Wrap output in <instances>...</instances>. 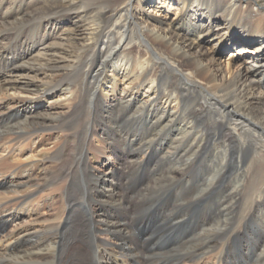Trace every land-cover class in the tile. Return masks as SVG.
Returning <instances> with one entry per match:
<instances>
[{
  "label": "bare ground",
  "instance_id": "obj_1",
  "mask_svg": "<svg viewBox=\"0 0 264 264\" xmlns=\"http://www.w3.org/2000/svg\"><path fill=\"white\" fill-rule=\"evenodd\" d=\"M42 2L46 5L39 8ZM146 2L0 0V100L22 90L26 93L15 96L18 100L38 102L54 83L39 77L40 84H19L15 72L37 76L66 66L89 80L91 98L86 120L64 123L72 134L84 131V136L75 156L61 162V172L32 184L0 179L6 188L0 193V232L8 221H19L0 240V264H264V109H256L264 102V0H154L147 11L152 22L148 14L145 19L134 14ZM174 4L176 17L166 20ZM47 15L60 22L42 21ZM65 42L74 46L73 56ZM157 43L171 55L156 51ZM219 44L237 45L251 55L225 67ZM124 79L136 90L118 93ZM56 85L65 86V99L75 96L71 82ZM106 86V94L98 93ZM12 101L14 107L17 100ZM106 110L114 120L103 145L118 150L115 160L129 159L127 168L141 172L146 185H135L146 181L140 178L125 182L129 176L120 184L116 171L100 176L84 170L83 200L65 191L67 206H76L72 215L64 217L59 208L56 221L52 213L32 221L18 212L6 215L2 204L13 193L24 205L34 191L56 186L59 176L68 175V190L74 188L73 178L96 157L92 150H99L83 145ZM24 111L0 112V130L6 128L18 144L63 120L48 110ZM214 111L221 120L210 128L205 119ZM58 154L62 151L53 158ZM93 182L103 189L100 198L93 194ZM128 191L136 192L133 206L126 204ZM98 202L105 204L94 208ZM154 205L161 210L151 212ZM255 227L263 239L250 237Z\"/></svg>",
  "mask_w": 264,
  "mask_h": 264
},
{
  "label": "rangeland",
  "instance_id": "obj_2",
  "mask_svg": "<svg viewBox=\"0 0 264 264\" xmlns=\"http://www.w3.org/2000/svg\"><path fill=\"white\" fill-rule=\"evenodd\" d=\"M153 3H154V0H148V2H146L142 10L140 11L139 9H135L134 14L140 19H145V16L148 14L147 11L152 9ZM44 4L46 5L45 2H42L38 5V7L40 6L39 8H44L45 6ZM175 7H176V4H174L173 9L169 13L166 20H172L174 17H176L177 11ZM59 10H61V8ZM50 15H53V14H50ZM49 16L48 15L45 16L42 19V21L44 20L45 22H47V21L53 20V22H60L57 19L54 20L56 16L54 17H49ZM150 17H151V13L148 14L146 19L149 22H152L153 19ZM66 18H67V15L61 17V20L65 21ZM79 28L83 29V27H79ZM75 34H73L74 37H76ZM77 36H80L79 33ZM14 41L15 40H13L12 42ZM103 41L104 40H102V43ZM248 46L252 47V45H248ZM65 47L69 52H72V56H73V49H75L74 46H72L71 43L67 42ZM154 47L156 51L160 53H164L167 55H171L172 53L170 49H167L165 46L159 43L155 44ZM219 47L221 48L220 44H219ZM220 48H218L220 62L223 63L225 67H227V65L229 66L232 65L236 67L237 65H239L241 61H244L243 63H245V61H247V59H249L248 57L251 55V54L249 55L248 53L241 52L242 50H240L237 45L227 44L226 46L224 45L223 48L221 49ZM17 69L19 70L20 68H17ZM24 69L26 68L24 67ZM6 73L5 75L7 77H11V76H8L9 72H6ZM52 73L51 74H49V72L39 73L37 76H34V75H30V72L20 70L18 72H15L16 76L15 75L12 76L13 78L14 77L18 78L19 84L25 81H29V80L36 81L37 82L36 84H40V82L37 81L39 80L38 79L39 77L42 80H44V82L46 80L52 81L55 85L54 90L50 93H47L45 97L41 98L38 102L34 103V101L32 100L23 101V100H20L21 98H19L18 100L15 96H17L18 94L26 93V92H22V90L14 94L13 97H10L8 95L7 97H4L3 99L0 100V112L2 113H10V111L15 112L20 109L22 110L26 109L27 111H24V113L32 112V113L39 114V113H42L48 110L52 113L59 114L58 116H60V118L63 119L62 121L56 122V124L54 125L55 128L49 129V130L37 131L36 133H34V137H30L27 140H25V142H21L20 144L16 143L15 140H13L12 142L11 139H13L15 136L9 132L6 134L8 130L6 128L4 129V127L1 128L0 132L5 131L4 134L0 133L1 144L2 142L4 143L5 141H9L11 143H4V146L7 145L8 147L9 145L11 147L8 149L7 147L3 146V148H1L0 150V159L5 158V161L3 162L0 161V179H4V180L12 179L15 182L17 181L18 183L23 182V183H28V184H32L33 182H36L39 179L47 182L48 176L54 177L53 176L54 173L61 172V168L64 167V165L61 163L63 160L65 161V163H68V161H70V159L73 158L76 154L77 143H79V141H81V138L84 136V131L79 132L78 135H75V134H72L71 129L68 130L67 127H63V126H64V123L66 124V122L73 123L74 117H76L78 120L80 119V123H82V120L84 121L87 119L88 117L87 111L89 109L88 108L85 109V106L87 105V101H90L91 99L90 95L87 92V88H89V80L84 78L82 74L80 76H77L76 70L69 68V66L55 69V71H53ZM60 82H64V83L71 82V87H72V90L75 92V96L72 98H69V100H67L68 98L65 99L64 96L69 97V95L67 94V92H64L63 90L65 88L64 85L63 86L56 85ZM129 82L130 81H127L126 79L122 80L117 86L118 93H121V94L124 92L132 93L133 91H135L136 89L133 87V84ZM106 88L103 89V87H100L98 93L102 95L103 93L106 94L107 93L106 91L109 89L107 86ZM15 92H16L15 90H10L9 93H15ZM1 93L2 92H0V95H3ZM13 99H16L17 103L14 107H11V105H13V101H12ZM138 99L135 101L134 103L135 105L138 104L139 102ZM157 99L158 98H156V100ZM81 104H84V107H81L82 106ZM150 105L151 104H149L146 108L143 107V109L145 108L146 110L147 108L150 107ZM256 105H257V108H256L257 112L264 109V102H259L258 104L256 103ZM202 113H205V111H203ZM77 114L78 115L82 114V115L78 116ZM215 115H216V112L214 111V112H211L210 115L206 116V119H205L206 126L210 128L216 127V124L219 123L218 121H220L221 119H219L218 117H215ZM113 120L114 119L112 117L111 112L109 113V111L106 110V117L104 121L95 123L93 133L89 134L88 139L85 142V145H83V147L84 149H87L88 146H90L91 148L99 146V150L98 151L92 150L94 151L96 157L92 159L89 158L90 163L88 165H86V162H84V164L81 167L82 168L81 173L78 176L73 178L74 180L73 189L68 190L69 188L68 186L69 180H67V178H69V175H68L67 178H63L62 176H59L57 178L58 183L56 184V186L51 185V186L45 187L44 189L40 188L39 192L34 191V196L31 199H29L28 203L24 205H19L21 196L18 198L17 197L18 195L13 193L11 194V198L9 202L7 204H2V209L5 210L6 215H8V213L10 212H13V213L18 212L21 217L25 218V220L32 221L35 219L36 215H38V217L39 216L46 217L47 215H45L44 213H52V214H49V216L53 220L57 217L55 213L58 208H59L58 209L59 211H61L62 209V214L64 215V217L67 214L72 215L70 211L73 210V208H76V206L72 208H69L67 206V204L69 205L70 200L67 201V196H66L65 191L69 192V194L72 197H75L78 200H83V196H84L83 189L85 188L86 179H84L85 181H83V184L81 187H80V180L83 179L82 171L84 170L91 171L92 174L100 175V176H102L106 171H109V172L116 171L117 173L116 181L118 183L120 184L123 183L124 177L129 176V179L125 182H131L132 180L134 181L136 178L144 179L146 181H143V182L140 181L138 183H135L137 187H144L148 180L144 176H142L141 172L134 173V172H131L127 168V163L129 162V159L125 158V156H122L119 160H115V152L116 154L119 155L118 150L116 151V149H114L113 151H111V149H109L108 146L103 145V142L106 141L109 136V132L113 129V124H112ZM70 128L72 127L70 126ZM3 149L5 150L3 151ZM60 151H62V155L60 156L58 154V158H53ZM31 156L33 157L30 158ZM252 156L253 154H251L250 158H252ZM40 159H42V161H40ZM17 160H19V162L21 161L20 163H17L18 165L15 163L17 162ZM37 162H39L38 163L39 167H37ZM247 163L249 162L247 161ZM66 167H70V166L68 165ZM247 167H248V164L245 166V168ZM62 175L65 176L64 174ZM251 176L252 174H248L247 177L250 178ZM55 187H58V188L55 191H53ZM19 188L20 190L25 191L24 189L25 186H20ZM92 188H93L94 196L100 198V194L103 192V189L98 186V182H93ZM5 190H6L5 187L0 186V193H3ZM48 191H51L50 195L47 194ZM135 193H136L135 191H128L129 200H127L126 198L127 206H133L132 204L134 200L132 199L131 195ZM24 194H26V192H20L19 195L23 196ZM52 202L55 203V206H51ZM102 204H105V203L98 202V204H94V208L99 209L100 205L102 206ZM160 206L161 205H158V206L154 205L153 211L151 212H154L155 210H161V209H158ZM22 207L24 208L25 212L22 210ZM167 207H168V204H167ZM4 210H2V212H4ZM151 218L153 219V216H151ZM56 220H59V219H55V221ZM16 222H19V221L17 220ZM16 222H13L12 220L11 222L8 221L7 227L2 232H0V240L5 239L4 238L5 235L8 234V232L14 227ZM130 222L132 221L130 220L129 223ZM68 228L69 227H67V229ZM240 232L241 234L245 233L244 231H240ZM250 237L251 238L253 237L252 239H256V240H259L260 238L263 239V232L258 227H255L252 230ZM112 259L114 258L112 257ZM180 264H188V262L183 261Z\"/></svg>",
  "mask_w": 264,
  "mask_h": 264
}]
</instances>
